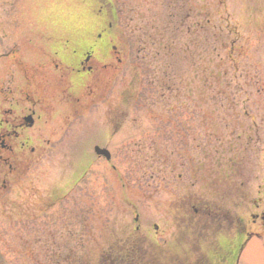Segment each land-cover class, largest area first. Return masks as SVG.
<instances>
[{
    "label": "rangeland",
    "instance_id": "1",
    "mask_svg": "<svg viewBox=\"0 0 264 264\" xmlns=\"http://www.w3.org/2000/svg\"><path fill=\"white\" fill-rule=\"evenodd\" d=\"M167 1L109 0L116 12L112 25L120 36L119 54H112L107 76L99 73L83 82L93 90L89 99L85 90L73 92L80 101L76 122L66 124L71 111L59 107L48 116L53 126H34L27 133L31 147L48 154L11 182L12 217L9 222L0 217L4 264H74L79 259L104 264L99 254L114 261L127 254V264H233L247 235L236 264H264V0H224L241 47L229 77L231 90L225 95L217 90L215 102L207 90L189 85L195 76L185 62L172 65L173 75L178 67L185 74L183 89L176 84L170 93L159 89L151 75L168 60L144 59L137 28L141 17L155 26L162 23ZM206 1L195 0L205 6ZM86 2L89 9L83 7ZM106 2L75 0L77 9L68 13L65 0H0V92L11 90L12 102L21 100V90L39 105L50 103V93L64 90L68 82L60 56L65 51L77 59L86 43L80 30L93 37L98 33L89 21L100 18L96 10L102 14ZM66 23L78 37L57 31ZM36 113L47 118L48 112ZM94 146L107 149L110 162L97 159ZM229 150L243 154L244 204L241 192L229 184L221 188L228 198L216 201L218 167L223 157H231ZM205 168L211 183L202 173ZM56 188L64 195L60 204L29 206L38 194ZM185 191L210 212L215 209V216L204 217L198 203L192 206L199 211L184 212L185 220L174 213L173 204Z\"/></svg>",
    "mask_w": 264,
    "mask_h": 264
},
{
    "label": "trees",
    "instance_id": "2",
    "mask_svg": "<svg viewBox=\"0 0 264 264\" xmlns=\"http://www.w3.org/2000/svg\"><path fill=\"white\" fill-rule=\"evenodd\" d=\"M206 2L205 6L197 5L195 0H168L162 23L155 26V21H144L143 17L140 18L142 23L139 24L137 30L140 31L143 39L137 42L146 52L144 59L164 56L168 60L167 63L161 61L162 66L159 70L151 73L153 77H156L159 89L170 93L172 89H175V84L176 89L185 87L187 79L185 74L179 70L180 67L175 70L174 75L172 74V65L176 66L180 60L179 63L185 62L187 69L195 76L193 78L195 80L192 81V79L189 85L195 87L194 90L197 88L207 90V98L215 102L218 95L217 90H219V95H225L226 90H231L232 84L229 83V77L230 73L233 74L236 71V57L240 53L241 46L238 44V28L229 21L225 1L208 0ZM182 38H186L187 41L180 43ZM178 56L183 59H177ZM197 56H202L200 61L196 60ZM133 98V103L135 101L137 104L140 103L138 98ZM229 151L231 157L227 160L223 157L218 167L220 180L216 182V185L220 196L216 197V201L222 203L228 198L221 188L229 184L235 191L239 190L237 193L241 192L239 200L244 204L248 199V193L242 184L244 181L242 178L243 154L240 155L233 150ZM202 173H208V183L213 181L208 168L203 169ZM234 190H232V195ZM233 199L237 197L233 195ZM100 256L104 264H113V262L127 264L130 257L125 254L123 258L114 261L103 255ZM0 264H4L1 256Z\"/></svg>",
    "mask_w": 264,
    "mask_h": 264
},
{
    "label": "flooded vegetation",
    "instance_id": "3",
    "mask_svg": "<svg viewBox=\"0 0 264 264\" xmlns=\"http://www.w3.org/2000/svg\"><path fill=\"white\" fill-rule=\"evenodd\" d=\"M65 2L68 13H73L74 10L77 9V6L74 4L75 0H65ZM49 4L50 3H48V5ZM83 7L89 9V3L87 4L86 2ZM98 13L100 18L97 17L96 22H94V20L89 21L90 24L95 26L94 28H96L98 32L94 37L93 33L87 32V30H80L83 40L86 41V43L78 50L77 59L70 57L69 53L65 54V51L60 56V60L58 61L59 65L66 67L69 71V75L65 76L68 82L64 90L50 93V103L47 104V102H45L43 105H39L38 102L31 100L27 93L23 95L21 90H18V94L20 95L19 99L21 100L12 102L11 90H1L0 92V217L8 222L11 220V182L20 180L22 173L29 169L31 164L38 161L40 157L48 154L46 149L38 152L35 148L31 147L30 138L27 133L34 126L41 125L43 128H50L51 125L53 126L52 118L48 116L53 113L52 111H57L59 107H65V110L68 108L69 111H71L70 117L66 115V124H68L69 121L72 123L76 122L79 115L77 104H79L80 101L78 98H74L73 92L76 90H85V96L89 99L93 90H86V87L82 85L83 82L89 81L99 73H101L100 75L107 76V69H109L112 64V54H115L114 58H116V54H119V50L116 49L117 43L119 42V34L112 25V21L115 18L113 9L106 4L102 14L100 12ZM57 31L73 39L78 37L72 23H66L64 27L59 28ZM88 85L91 86V82H89ZM105 90H108V88H105ZM57 96L60 98V101H57ZM52 104L53 107H51ZM37 110L48 112L44 114L45 117L47 115V118L41 119V117H38L39 115L36 113ZM27 117L30 118L29 121H27ZM29 122H32L31 127H28ZM116 122L117 120L111 123L116 126L115 129L117 130L120 125ZM47 142L49 144V141ZM48 144H46L45 147ZM13 176L15 178L11 180ZM78 181L79 180L74 181L73 184ZM63 197H60L57 188L50 192L44 190V193L38 194L33 198L29 206L41 207L42 205H46L52 208L60 204V202L63 201ZM176 201L178 205H180V203L182 204L185 213L190 212L192 207V195H190L189 191L179 194ZM5 209L8 211L5 212ZM262 215H264V213H262ZM257 217V215L252 216L254 223ZM136 230L138 229L136 228ZM57 254H62V252ZM72 262H74V259ZM61 263H63V258H61Z\"/></svg>",
    "mask_w": 264,
    "mask_h": 264
},
{
    "label": "water",
    "instance_id": "4",
    "mask_svg": "<svg viewBox=\"0 0 264 264\" xmlns=\"http://www.w3.org/2000/svg\"><path fill=\"white\" fill-rule=\"evenodd\" d=\"M94 152L97 156H102L104 157L106 160L109 159V153L106 151V150H102V149H99L97 147L94 148Z\"/></svg>",
    "mask_w": 264,
    "mask_h": 264
}]
</instances>
